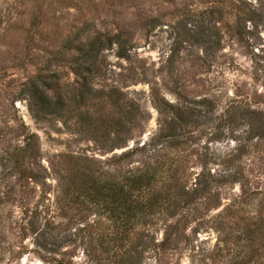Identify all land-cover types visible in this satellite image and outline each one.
<instances>
[{
  "label": "rangeland",
  "instance_id": "374dc122",
  "mask_svg": "<svg viewBox=\"0 0 264 264\" xmlns=\"http://www.w3.org/2000/svg\"><path fill=\"white\" fill-rule=\"evenodd\" d=\"M241 104L264 0H0V264H264V148L196 180L240 156L247 121L211 134Z\"/></svg>",
  "mask_w": 264,
  "mask_h": 264
},
{
  "label": "trees",
  "instance_id": "16d2710c",
  "mask_svg": "<svg viewBox=\"0 0 264 264\" xmlns=\"http://www.w3.org/2000/svg\"><path fill=\"white\" fill-rule=\"evenodd\" d=\"M116 43L121 47V51H123L121 40H119V41L117 40ZM120 57L126 58V53L121 52ZM200 105L202 107H204L205 109H208L207 107L210 106L211 109L213 108V113L217 107L216 103H214L212 100H209V99L201 101ZM174 109H175V107H173L172 104L166 103L165 111H160V114H161V116L165 117V115H167L168 111H174ZM230 109L235 110V111H233L234 117H232L230 120L226 117H223V119H222V122L227 124V126L229 127L228 128L229 132H227L228 134L227 135L225 134L226 132L224 130L227 128V126L225 125V128H223L221 126V128L223 129V132H221L219 134V136H218V134L213 133V134H211V137L212 138L219 137L218 139H220V140L227 138V139H230V141H232V142H236L237 140H235L233 138V137H235L234 134L241 133V132H238L235 130L237 128V125L240 124L239 123L240 121H243V122L247 121L248 122V124H247L248 129H247V131L243 132V134L246 136V139L243 142L244 144L241 143V146L239 147L240 156H237L234 153H228L227 155H225L223 157L219 156L216 153L212 154L211 156H209L208 154H203V157L201 159V161L203 163V170L200 174L197 175L196 180H246L247 175L243 172H239L236 170V162H239V160L241 159L242 156H245L248 153H251L252 150H250V149H252V147L254 149H257L260 151H262V148H264V111L263 112H256L255 110H252V109H249L246 107L243 108L242 104L239 105L237 108L236 107L229 108L228 112H232V111H230ZM188 110L193 111V109H191V108L190 109L188 108ZM209 113H211V112H209ZM213 113H211L212 114L211 116H207V118H212ZM189 116L192 119H194L193 124H196L197 127L201 126V125H199V122L197 125V120L194 118V116H195L194 114L190 113ZM236 117L238 119H236ZM199 118L200 117H198V119ZM177 119H179V118L176 117V118H170V119L169 118L163 119V125H161V135L159 136L160 139H165L167 137L165 135L166 131L170 130V131L174 132L173 128L177 122ZM188 119H189V117H188ZM188 119H183V120L185 121ZM209 123H211V121H209ZM219 130H220V127H219ZM228 136H230V138ZM169 137H173L172 139L175 140L173 145H175V144L176 145L187 144L186 141L180 140V137L176 138V136H174V135L169 136ZM189 137H191V139H193L194 141H197V142L200 141V135L194 131L189 135ZM261 153H263V156H264V150L262 152H260V154ZM217 161L222 162L221 166L225 169L220 174L214 173L213 170L210 168V164L216 163ZM214 165H216V164H214ZM142 179L144 180V178H142Z\"/></svg>",
  "mask_w": 264,
  "mask_h": 264
}]
</instances>
